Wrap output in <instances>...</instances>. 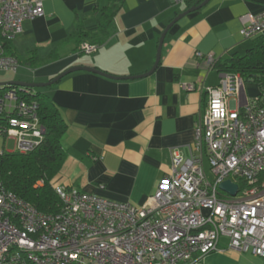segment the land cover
<instances>
[{
    "label": "crops",
    "instance_id": "crops-1",
    "mask_svg": "<svg viewBox=\"0 0 264 264\" xmlns=\"http://www.w3.org/2000/svg\"><path fill=\"white\" fill-rule=\"evenodd\" d=\"M41 1L42 15L24 21L10 42L17 70L24 67L29 81L6 82L46 83L73 67L133 77L75 71L49 87L31 89L54 103L67 126L60 138L66 158L52 186L141 206L170 173L172 154L189 156L207 89L219 83L214 63L244 52L247 40L240 29L264 0H209L188 13L166 33L156 69L140 78L134 76L154 64L165 26L188 9L184 0H123L114 33L92 54H79L68 38L78 24L94 34L105 1ZM217 248L195 264H264V258L230 249L226 237Z\"/></svg>",
    "mask_w": 264,
    "mask_h": 264
},
{
    "label": "built area",
    "instance_id": "built-area-1",
    "mask_svg": "<svg viewBox=\"0 0 264 264\" xmlns=\"http://www.w3.org/2000/svg\"><path fill=\"white\" fill-rule=\"evenodd\" d=\"M41 15V0H0V73L16 72L6 43ZM263 34L264 6L240 29L244 40ZM78 50L92 54L97 46L84 42ZM207 99L189 156L172 154L170 173L141 206L55 187L57 210L45 213L0 183V264H195L218 251L220 237L232 250L264 258V88L248 98L238 74L220 73ZM38 108L29 88L0 85V138L14 143L0 155L42 143ZM225 180L237 186L234 196L219 188Z\"/></svg>",
    "mask_w": 264,
    "mask_h": 264
},
{
    "label": "trees",
    "instance_id": "trees-1",
    "mask_svg": "<svg viewBox=\"0 0 264 264\" xmlns=\"http://www.w3.org/2000/svg\"><path fill=\"white\" fill-rule=\"evenodd\" d=\"M104 1L105 5L99 8L97 31L90 35L81 24H78L68 38L75 44L76 51L84 42L100 47L114 33V19L123 0ZM184 1L189 8L201 0ZM252 40V47L243 54L234 53L229 59L214 63V67L218 73H236L244 83L251 82L261 90L264 88V34ZM5 52L15 57L9 42L6 43ZM36 62L31 61V64ZM30 91L34 93L38 103L39 119L46 129V134L42 143L31 152L0 155V183L6 191L13 193L38 211L52 213L57 210L59 204L52 180L59 173L66 158V153L60 145V138L67 126L57 107L48 97L31 89Z\"/></svg>",
    "mask_w": 264,
    "mask_h": 264
},
{
    "label": "water",
    "instance_id": "water-1",
    "mask_svg": "<svg viewBox=\"0 0 264 264\" xmlns=\"http://www.w3.org/2000/svg\"><path fill=\"white\" fill-rule=\"evenodd\" d=\"M200 0H197V2ZM209 0H201L200 2H198L197 4L189 7L187 10H185L184 12L177 14L163 29V31L161 32L159 39H158V43H157V49H156V55H155V61L153 66L150 68L149 71H147L144 74L138 75V76H134V78H140V77H145L150 75L157 67L158 63H159V59H160V53H161V47H162V42L163 39L166 35V33L168 32V30L178 21L180 20L182 17H184L185 15H187L188 13H191L199 8H201L202 6H204L206 3H208ZM75 71H86V72H91L94 74H98L101 76H104L106 78H110V79H114V80H125V79H131L133 77H115V76H111L108 75L106 73L100 72L99 70L95 69V68H88V67H73V68H69L67 70H65L64 72L58 74L57 76H55L52 80L46 82V83H26V82H17V81H11V82H6V83H0V85H14V86H19V87H24V88H29V89H33V88H44V87H49L53 84H55L56 82H58L62 77L75 72ZM219 188L223 191H226L227 193H229L231 196H234L237 192V186L233 183H231L230 180H225L222 181L219 184Z\"/></svg>",
    "mask_w": 264,
    "mask_h": 264
},
{
    "label": "rangeland",
    "instance_id": "rangeland-1",
    "mask_svg": "<svg viewBox=\"0 0 264 264\" xmlns=\"http://www.w3.org/2000/svg\"><path fill=\"white\" fill-rule=\"evenodd\" d=\"M252 45H253V40L245 41L244 47H242V52L243 51L245 52L246 49L251 48ZM77 52H79V50H77ZM28 77H29V75L27 73V70L24 69V67H19L15 74H13V73H0V83L10 81V80L24 81ZM26 81H29V80H26ZM41 89H43V88H41ZM244 90H245L248 98H250L252 95L257 94L256 93L257 87L255 84H253L251 82H245L244 83ZM13 148H14V143L11 140H5L4 141L2 138H0V150L11 151V150H13ZM204 169H205V172H206L208 178H211L209 166H208L206 159L204 161Z\"/></svg>",
    "mask_w": 264,
    "mask_h": 264
},
{
    "label": "clouds",
    "instance_id": "clouds-1",
    "mask_svg": "<svg viewBox=\"0 0 264 264\" xmlns=\"http://www.w3.org/2000/svg\"><path fill=\"white\" fill-rule=\"evenodd\" d=\"M216 95H217V96H221V95H223V93H221V92L218 91ZM212 105H213V108H215V109H219V108H220L219 100H218V99H214V100L212 101Z\"/></svg>",
    "mask_w": 264,
    "mask_h": 264
}]
</instances>
